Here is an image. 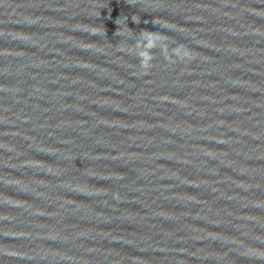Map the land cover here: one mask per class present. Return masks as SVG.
Here are the masks:
<instances>
[{
	"label": "water",
	"instance_id": "water-1",
	"mask_svg": "<svg viewBox=\"0 0 264 264\" xmlns=\"http://www.w3.org/2000/svg\"><path fill=\"white\" fill-rule=\"evenodd\" d=\"M0 264H264V0H0Z\"/></svg>",
	"mask_w": 264,
	"mask_h": 264
}]
</instances>
